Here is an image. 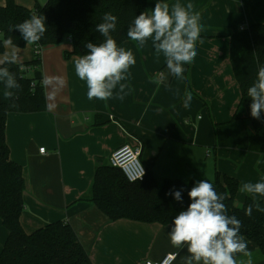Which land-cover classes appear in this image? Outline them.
Segmentation results:
<instances>
[{
	"label": "crops",
	"instance_id": "crops-1",
	"mask_svg": "<svg viewBox=\"0 0 264 264\" xmlns=\"http://www.w3.org/2000/svg\"><path fill=\"white\" fill-rule=\"evenodd\" d=\"M15 1L29 9L36 1L43 3ZM156 2L149 0L147 10ZM178 2L191 3L203 26V42L196 44L193 63L185 65L184 79L169 76L165 83H154L159 73H167L163 54L157 56L150 40L143 49L126 40L120 46L131 49L136 58L126 81L129 94L123 100H89L86 84L75 74L79 56L64 57L73 47L68 40L41 52L47 109L7 115L10 158L22 166L26 181L22 226L31 233L58 220L70 223L92 264H142L159 261L170 252L179 253L173 264H182L186 254V249L172 247L171 224L112 220L93 202L80 200L91 186L98 162L110 163L119 146L140 144L142 163L157 179L213 181L219 171L238 179L240 186L264 176V153L249 149L244 122L233 118L241 90L230 60L231 34L264 24V0ZM5 3L0 0V5ZM5 46L0 61L13 55L18 63L34 57L33 45L5 42ZM186 90L193 96L187 109L182 105ZM247 197L238 190L236 203L241 205ZM7 237L0 218V253ZM247 240L254 264H264V252Z\"/></svg>",
	"mask_w": 264,
	"mask_h": 264
},
{
	"label": "trees",
	"instance_id": "trees-1",
	"mask_svg": "<svg viewBox=\"0 0 264 264\" xmlns=\"http://www.w3.org/2000/svg\"><path fill=\"white\" fill-rule=\"evenodd\" d=\"M149 0H47L36 1L34 8L6 0L0 5V54L5 52V42L26 46L19 31L12 26L28 19L33 14L46 17L45 32L39 46L57 45L69 40L72 50L64 57L86 54L85 44L100 43L103 37L95 26L102 22L105 12L118 17L117 31L113 33L118 45L126 40L128 27L136 15L147 10ZM9 44V43H8ZM7 60V59H6ZM5 60V61H6ZM230 60L234 75L241 90V98L233 118L244 122L251 151L264 153V118L250 116L251 100L247 88L255 79L258 67L264 65V24L256 23L238 33L231 34ZM13 71L22 89L14 101L5 100L0 84V218L8 230V237L0 253V264H92L90 254L83 246L72 225L65 221L51 222L34 232L25 231L21 223L24 209L26 181L22 166L10 158L6 140V121L9 112H40L47 109L46 90L42 71L41 53H35L29 61L5 65ZM15 102L17 107H9ZM147 170V169H146ZM217 192L226 194L224 203L229 215L242 221L241 233L255 242L264 252V213L253 210L251 217L244 209L252 202L250 197L239 205L236 194L238 179L216 171L213 181ZM193 181L179 178H164L161 182L147 170L143 180L129 181L120 167L98 162L88 192L80 200L91 201L110 219H131L142 222L171 224L172 219L190 203L188 191ZM170 189H183V203L167 195ZM264 203V199H261Z\"/></svg>",
	"mask_w": 264,
	"mask_h": 264
},
{
	"label": "clouds",
	"instance_id": "clouds-1",
	"mask_svg": "<svg viewBox=\"0 0 264 264\" xmlns=\"http://www.w3.org/2000/svg\"><path fill=\"white\" fill-rule=\"evenodd\" d=\"M46 17L33 14L30 18L12 26L28 45L38 44L48 30ZM118 17L105 12L102 22L95 26L103 37L102 42H87L86 54L74 61L76 76L86 84L87 98L108 101L112 98L123 100L128 95L130 68L136 64L131 49L118 45L113 33L117 31ZM201 16L193 11V5L180 2L169 4L167 0H157L154 8L136 15L131 21L127 37L143 49L150 40L157 56L163 54L167 73L161 72L153 80L156 84L165 83L168 77L184 79L185 65H191L197 56L196 44L202 43ZM11 44V38L8 40ZM15 55L0 61V84L3 85L5 100L14 101L22 89L16 74L7 64H15ZM62 82V81H61ZM250 98V116L264 118V65L258 67L255 79L247 88ZM193 99L191 91L186 90L182 100L184 108H189ZM9 107H17L15 102ZM260 163L259 161L257 162ZM241 193L252 200L244 209L251 217L253 210L264 213V176L256 182H242ZM183 189H170L167 195L183 203ZM190 203L172 219L168 239L173 248L184 251L182 264H254L253 253L248 240L241 233L242 221L229 215L224 203L226 194L217 192L214 184L207 179L194 183L188 191ZM179 253H177L178 255ZM175 255L171 259H175Z\"/></svg>",
	"mask_w": 264,
	"mask_h": 264
},
{
	"label": "built area",
	"instance_id": "built-area-1",
	"mask_svg": "<svg viewBox=\"0 0 264 264\" xmlns=\"http://www.w3.org/2000/svg\"><path fill=\"white\" fill-rule=\"evenodd\" d=\"M244 27H242V30ZM35 53H41L42 49L39 46L34 47ZM142 146L140 144L131 145L123 144L116 148L110 157V164L120 167L124 175L129 181L143 180L147 174L146 167L142 163L140 158ZM41 153H45V147L39 149ZM177 257V252H170L164 255L159 261L148 259L142 264H173L175 259H171L172 256Z\"/></svg>",
	"mask_w": 264,
	"mask_h": 264
},
{
	"label": "rangeland",
	"instance_id": "rangeland-1",
	"mask_svg": "<svg viewBox=\"0 0 264 264\" xmlns=\"http://www.w3.org/2000/svg\"><path fill=\"white\" fill-rule=\"evenodd\" d=\"M39 1H41V2H43V3H45L47 0H39ZM42 3V4H43ZM68 40H64V43H66ZM164 179V176H159V178H158V180L161 182L162 180Z\"/></svg>",
	"mask_w": 264,
	"mask_h": 264
}]
</instances>
